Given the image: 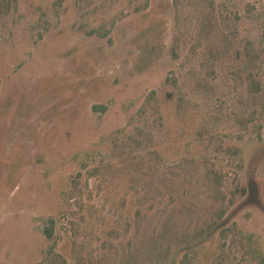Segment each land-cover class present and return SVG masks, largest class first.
Returning a JSON list of instances; mask_svg holds the SVG:
<instances>
[{"label": "rangeland", "instance_id": "1", "mask_svg": "<svg viewBox=\"0 0 264 264\" xmlns=\"http://www.w3.org/2000/svg\"><path fill=\"white\" fill-rule=\"evenodd\" d=\"M0 264H264V0H0Z\"/></svg>", "mask_w": 264, "mask_h": 264}, {"label": "trees", "instance_id": "2", "mask_svg": "<svg viewBox=\"0 0 264 264\" xmlns=\"http://www.w3.org/2000/svg\"><path fill=\"white\" fill-rule=\"evenodd\" d=\"M96 108H98V107H96Z\"/></svg>", "mask_w": 264, "mask_h": 264}]
</instances>
